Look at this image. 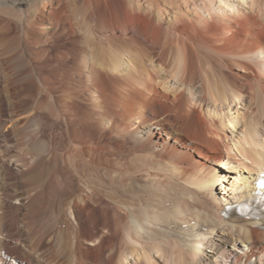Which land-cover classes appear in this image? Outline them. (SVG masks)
<instances>
[{
	"label": "bare ground",
	"instance_id": "1",
	"mask_svg": "<svg viewBox=\"0 0 264 264\" xmlns=\"http://www.w3.org/2000/svg\"><path fill=\"white\" fill-rule=\"evenodd\" d=\"M0 113V264H264V0H0Z\"/></svg>",
	"mask_w": 264,
	"mask_h": 264
},
{
	"label": "rangeland",
	"instance_id": "2",
	"mask_svg": "<svg viewBox=\"0 0 264 264\" xmlns=\"http://www.w3.org/2000/svg\"><path fill=\"white\" fill-rule=\"evenodd\" d=\"M70 13V12H69ZM84 30H86V28H83ZM117 45V44H116ZM116 45H113V46H111L112 47V49H111V52H112V54H113V56H115V57H118V58H125V56H127V54L129 53V51L128 50H126V49H124V48H121V46L120 45H117V47H116ZM114 51V52H113ZM123 52H125V55L123 54ZM81 60H82V58H81ZM81 60H79V62H82ZM140 65V66H139ZM138 66L139 67H137V70H136V76L134 75V78H137V77H139V78H142V79H144V78H147V76L149 75V72H148V70L146 69L147 67H145V66H143V65H141V64H139ZM147 70V71H146ZM208 72H209V74H211V73H213L212 75H209V74H207L208 75V79H209V81L210 82H212V83H210V82H208V84L210 85H208L209 87V91L211 92L212 90H213V92L214 93H212V95H211V93H210V95H211V97H212V99H223L224 97H221L222 95H224V89L225 88H223V87H225V86H223V83L222 82H220V80H221V78L220 77H215L216 76V74L213 72V71H209L208 69H206ZM147 72V73H146ZM207 72V73H208ZM143 74V75H142ZM214 74H215V76H214ZM139 75V76H138ZM142 76V77H141ZM218 76V75H217ZM218 79V83H216L217 81V79ZM216 79V80H215ZM222 81V80H221ZM29 83L30 82H27V83H25V85H29ZM222 83V84H221ZM218 84H219V86H218ZM213 85V86H212ZM212 90H211V89ZM214 88V89H213ZM215 88H218V89H215ZM220 89H222L223 91H221ZM223 92V94L221 93V92ZM218 92H220L222 95L220 96L221 98H218L219 97V95L218 94H220V93H218ZM216 93H218V94H216ZM218 96V97H217ZM247 105L248 104H251L250 103V100H248L247 102ZM28 105V108H26V106ZM26 106H24L23 108H21L17 113H16V116L15 117H18V116H21V115H23L24 117H26V118H28V116L32 113V111L31 110H33L32 108H31V106L29 105V104H26ZM30 106V107H29ZM27 109V110H26ZM23 110H24V112H23ZM88 110H90V109H88ZM251 110V109H250ZM253 110V109H252ZM29 111H31V112H29ZM34 111V110H33ZM21 113H23V114H20ZM42 115V114H41ZM246 115V116H245ZM244 115V118L246 119H244V122H245V124L246 125H248V127H250L251 126V115H250V113H248V114H245ZM0 116H1V113H0ZM241 117H242V115H240ZM250 117V118H249ZM42 118V119H41ZM40 120V121H39ZM42 121H43V124H41L42 123ZM36 123L39 125V131H41V132H39V131H37V139H39V137H40V139H39V141L41 142L42 140H46V139H48L49 138V136L51 135V132H52V130H51V128H50V126H49V123H48V121L46 120V118L42 115V116H40L39 115V117H37V121H36ZM248 123V124H247ZM47 126H46V125ZM0 156L1 155H3V154H5V152L4 151H6V149L7 148H9V147H14V148H18V149H21V150H23L24 149V151H28V149L30 150V149H32V148H38V147H40L41 145L39 144L40 142L39 141H37V142H33V144L32 145H27L26 144V141L25 142H23V143H13V142H11V141H9V140H7L8 138H6L5 137V135H4V133H3V130H2V124L0 123ZM250 125V126H249ZM47 127V128H46ZM45 129V130H44ZM49 129H50V131H49ZM3 133V134H2ZM41 133V134H40ZM49 133V134H48ZM43 134V135H42ZM46 135H48V137L46 136ZM19 136H21L20 134H19ZM42 137V138H41ZM45 137V138H44ZM9 143V144H8ZM8 144V145H7ZM17 145V146H16ZM37 145V146H36ZM29 146H30V148H29ZM28 148V149H27ZM225 171V170H224ZM238 173H230V179H233V177H235L236 175H237ZM61 225V224H60ZM129 253H130V251H129ZM122 258L123 259H125V257L122 255Z\"/></svg>",
	"mask_w": 264,
	"mask_h": 264
}]
</instances>
